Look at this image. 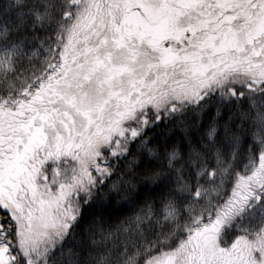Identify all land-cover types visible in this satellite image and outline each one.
Returning a JSON list of instances; mask_svg holds the SVG:
<instances>
[{
    "label": "snow or ice",
    "instance_id": "snow-or-ice-1",
    "mask_svg": "<svg viewBox=\"0 0 264 264\" xmlns=\"http://www.w3.org/2000/svg\"><path fill=\"white\" fill-rule=\"evenodd\" d=\"M0 264H264V0H0Z\"/></svg>",
    "mask_w": 264,
    "mask_h": 264
}]
</instances>
